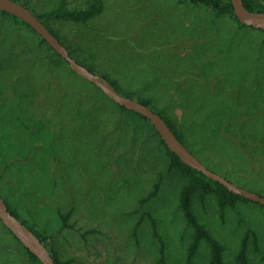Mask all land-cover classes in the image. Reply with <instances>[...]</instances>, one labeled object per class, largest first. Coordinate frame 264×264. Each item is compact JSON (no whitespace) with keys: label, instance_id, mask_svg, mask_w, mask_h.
Wrapping results in <instances>:
<instances>
[{"label":"rangeland","instance_id":"374dc122","mask_svg":"<svg viewBox=\"0 0 264 264\" xmlns=\"http://www.w3.org/2000/svg\"><path fill=\"white\" fill-rule=\"evenodd\" d=\"M19 1L35 14L58 2ZM88 1L67 0V6ZM253 1L264 9V0ZM47 24L95 75H107L106 81L133 99H148L187 136L207 118L240 112L248 131L237 140L245 156L240 161L248 165L239 169L230 163L237 151L223 144H214L209 160L195 156L264 196V32L240 28L230 15H212L187 0H103L102 12L81 27L60 20ZM2 40L0 191L9 206L69 264H207L206 242L188 258L193 231L179 208L184 178L168 168L150 124L116 109V122L105 130L89 123L92 139L85 141L79 108L70 123L64 98L53 90L54 53L4 13ZM74 73L69 75L82 82ZM79 92L78 100L87 95ZM55 116L62 125L54 127ZM193 210L223 246L224 264H237L240 242L250 232L256 240L247 237L248 264H264L263 204L238 201L220 213L207 198L203 204L195 200ZM0 264H36L1 222Z\"/></svg>","mask_w":264,"mask_h":264},{"label":"trees","instance_id":"16d2710c","mask_svg":"<svg viewBox=\"0 0 264 264\" xmlns=\"http://www.w3.org/2000/svg\"><path fill=\"white\" fill-rule=\"evenodd\" d=\"M15 1L25 5L23 2L19 0H15ZM187 1H189L198 8L203 7L207 9L209 13L215 16L230 15V17L235 19L236 23L240 28L246 27V25L241 24L234 15L233 8L231 5V0H187ZM242 1L244 6L249 10L264 11V9L262 10L257 9V4L253 0H242ZM102 10H103V0H89L86 6L80 8H69L67 6V0H58L57 5L54 8H52L50 11L36 15L47 26L50 32L53 33V35H55V37L65 46L69 55L73 59H75L88 71L95 73L93 66L73 56L72 54L73 50L70 49L68 45L64 43L63 39L61 38V35H59L57 31H54L52 28H50V26H48L47 21L48 20L66 21V22H71L77 25L78 27H81L83 26V24H86L88 21L99 15L102 12ZM0 13L8 14L1 11ZM8 15H10L15 19H18L27 27H29L39 37L40 44H45L46 47L54 53L55 59L54 61H52V65L54 68V70H52V74L55 76L53 90L55 91V94H60L62 95V98H64V106L69 110L68 114L70 115V123H73L76 120L73 118L74 110H78L79 108V113L77 117L79 116L80 122L83 123L82 125L84 129V134L86 135L85 141L91 142L92 139V134L89 133L90 132L89 123L91 124L99 123L102 126V129L100 131L105 130L108 126L113 125L114 121L116 122V117L113 114L116 109L117 110L119 109L120 111L127 113L128 114L127 116H129L130 118L132 116H135L143 119L144 121L150 124L151 128L153 129L154 133L158 138L159 143L163 146L165 150L168 168L175 169L184 178V184L182 185V188L179 193V208L182 211L184 219L191 226L193 231L192 234L193 237L187 249L188 258H193L200 243L206 242L210 248V258L207 264H224L223 255H222L223 246L199 222L193 210V203L195 200H198L200 203L203 204L207 198H211L215 202L217 209L220 211V213H222L227 207H234L238 201H250V200L241 197L236 193H233L232 191L227 189L223 184L208 178L202 172H199L193 169L192 167H190L189 165L185 164L184 162H182L175 153H173L166 147V145L160 139L157 132L155 131L151 123L145 118V116H142L138 113L126 109L121 105L116 104L114 101L109 99L101 91V89L97 87L95 84L90 83L84 79H81L82 82L73 79L71 75H69V73H72V75H74L75 73L68 67L67 70L62 67L60 62L57 61L58 59L63 63H65L66 65H68V63L57 52H55L29 25H27L25 22H23L22 20L11 14ZM258 30L264 32V30L262 29H258ZM71 43L76 45L75 40ZM4 47H5V42L2 40L0 42V49H3ZM102 77L104 79L108 78V76L104 74H102ZM112 83L114 85V88L120 94H122L125 97L133 99L131 93H126L121 91L119 85L117 86L115 82ZM84 85H89L90 87H92L93 91H95L96 94L91 95L90 93L92 91L87 89ZM79 91L87 94L85 97L81 98V100H78L75 96L76 92H78V94L80 93ZM64 95L66 96L68 95L67 99ZM134 100H137L142 104L153 109L148 99H134ZM185 101L187 103L186 99ZM154 111L160 114L164 118L169 128L175 133L179 141L183 143L194 155H198L204 160H209L210 159L209 155L214 150V144L218 146H222L223 144L226 145L227 147L230 146L232 149L237 151V153L234 156L236 157L235 162H231L234 157L233 158L229 157L230 159H228V161L230 163H232L235 166L239 165V167H237L239 169L244 168L246 165H248L249 162L240 161V159L242 157L245 158V156L240 155L241 150H240V145L238 143L242 140V137H244V135L248 132L244 128V125L242 123V115H240V112L234 111L231 114H229L228 112L219 113L217 114L216 117L211 118L212 122H209L207 118L205 120V123L201 125L202 128H198L199 130L197 131V133L192 132L190 133V136H187L182 131H180L178 127L175 126L168 117H166L164 114H162L159 111L156 110ZM22 112L23 111H21L20 113ZM91 114H93V118L90 116ZM201 115L203 116V114ZM203 120L204 118L202 119V121ZM62 123L63 121L59 119L57 116H55L54 127H58L62 125ZM87 129H89V131ZM96 134L94 135L95 138H96ZM190 139H192L193 142L189 141ZM13 170H14L13 172H15L20 169L17 170L13 169ZM23 170L25 169L23 168ZM26 171L29 172V170ZM13 172H12V179L14 180L16 174H14ZM227 174L230 175L231 178L236 179V177H234L233 175V172L231 173L227 172ZM222 177L232 182L230 178L225 176ZM243 184L246 183L242 181V183L236 185L247 189V187H245ZM0 193L4 198V201L6 202V205L10 210V212L13 215H15V217L20 219L44 243L45 247L51 251L52 256L54 257V260L57 262V264H69L70 263L69 261H60L57 258V256L54 254V252L50 249V247L46 243L45 239L31 225H29L27 222H25L23 219L20 218V216L9 206V203L6 201L3 192L0 191ZM143 200L144 199H142L141 202ZM248 236H252V238L256 240V235L253 232L246 233L244 235V237L240 242L239 249L235 255V260L237 264H248V257H247ZM13 237L16 239L17 242H19L15 236ZM19 244L23 248V250L28 254V256L33 261H35L36 264H41L39 259L34 254H32L28 249H26L20 242Z\"/></svg>","mask_w":264,"mask_h":264},{"label":"water","instance_id":"95a60500","mask_svg":"<svg viewBox=\"0 0 264 264\" xmlns=\"http://www.w3.org/2000/svg\"><path fill=\"white\" fill-rule=\"evenodd\" d=\"M231 5L234 15L241 24L264 30V11L247 9L242 0H231ZM0 11L11 14L29 25L68 63L74 72L87 81L94 83L109 99L128 110L145 116L166 147L175 153L182 162L193 169L202 172L208 178L223 184L233 193L250 201L264 205V196L242 188L207 168L183 143L179 141L175 133L169 128L168 124L160 114L137 100L123 96L108 81H106V79L88 71L73 59L69 55L65 46L55 37V35H53V33L50 32L47 26L29 7L15 0H0ZM0 222L26 249L39 259L41 264H57L51 251L45 247L44 243L20 219L10 212L1 193Z\"/></svg>","mask_w":264,"mask_h":264}]
</instances>
